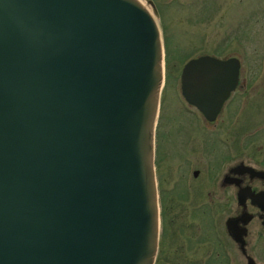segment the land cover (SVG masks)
Segmentation results:
<instances>
[{
  "label": "water",
  "instance_id": "1",
  "mask_svg": "<svg viewBox=\"0 0 264 264\" xmlns=\"http://www.w3.org/2000/svg\"><path fill=\"white\" fill-rule=\"evenodd\" d=\"M236 76L198 55L179 88L212 119ZM163 79L139 0H0V264L154 263Z\"/></svg>",
  "mask_w": 264,
  "mask_h": 264
},
{
  "label": "flooded vegetation",
  "instance_id": "2",
  "mask_svg": "<svg viewBox=\"0 0 264 264\" xmlns=\"http://www.w3.org/2000/svg\"><path fill=\"white\" fill-rule=\"evenodd\" d=\"M246 1L228 6L246 10L223 25L217 58L237 63V76L215 116L180 88L178 106L159 99L153 264H264V0Z\"/></svg>",
  "mask_w": 264,
  "mask_h": 264
},
{
  "label": "rangeland",
  "instance_id": "3",
  "mask_svg": "<svg viewBox=\"0 0 264 264\" xmlns=\"http://www.w3.org/2000/svg\"><path fill=\"white\" fill-rule=\"evenodd\" d=\"M140 1L154 16L166 45L164 57L167 61L165 63L164 59V81L160 91L163 107L178 106L175 91H179V73L183 64L198 55L220 57L226 53L227 49L221 43L223 25H228L225 22L232 14L246 9L228 7L234 4V0ZM243 1V4L247 2Z\"/></svg>",
  "mask_w": 264,
  "mask_h": 264
},
{
  "label": "trees",
  "instance_id": "4",
  "mask_svg": "<svg viewBox=\"0 0 264 264\" xmlns=\"http://www.w3.org/2000/svg\"><path fill=\"white\" fill-rule=\"evenodd\" d=\"M163 47H164V50H165V48H166V45L163 43ZM165 56V55H164ZM166 58H167V56H166ZM164 59H165V57H164ZM166 59H165V63H166Z\"/></svg>",
  "mask_w": 264,
  "mask_h": 264
},
{
  "label": "bare ground",
  "instance_id": "5",
  "mask_svg": "<svg viewBox=\"0 0 264 264\" xmlns=\"http://www.w3.org/2000/svg\"><path fill=\"white\" fill-rule=\"evenodd\" d=\"M147 9H148V7L144 4V2L143 1H140ZM149 10V9H148ZM150 11V10H149Z\"/></svg>",
  "mask_w": 264,
  "mask_h": 264
}]
</instances>
